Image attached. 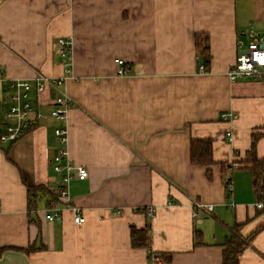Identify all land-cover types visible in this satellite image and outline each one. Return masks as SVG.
I'll use <instances>...</instances> for the list:
<instances>
[{
	"label": "crops",
	"instance_id": "crops-1",
	"mask_svg": "<svg viewBox=\"0 0 264 264\" xmlns=\"http://www.w3.org/2000/svg\"><path fill=\"white\" fill-rule=\"evenodd\" d=\"M250 27L264 37V0H0V84L63 76L58 39H71L66 148L88 170L68 183L84 221L60 198L47 220L62 122L44 91L34 104L45 117L0 143V264H221L237 224L242 236L254 232L239 264H264V209L246 168L253 133L264 159V79L227 76ZM192 139L211 141L210 175L190 161ZM232 162L228 191L222 165L227 173ZM27 185L52 195L38 191L29 207ZM195 199L211 211L194 216ZM147 225L151 260L130 244L131 227Z\"/></svg>",
	"mask_w": 264,
	"mask_h": 264
},
{
	"label": "built area",
	"instance_id": "built-area-1",
	"mask_svg": "<svg viewBox=\"0 0 264 264\" xmlns=\"http://www.w3.org/2000/svg\"><path fill=\"white\" fill-rule=\"evenodd\" d=\"M249 40L244 49L239 52L232 66L227 71L230 80L237 78H254L264 79V37L259 36L252 27L248 29ZM58 53L63 57L67 68L65 74L59 78L45 75L41 72L36 73L31 78L9 79L5 85L0 84V143L15 141L26 131L31 129L40 118H44L45 114L36 109L35 104L39 95L44 91L52 92V108L49 114L56 118L61 125H57L53 129L54 143L58 145V149L50 158L51 166L55 174V184L51 191L55 197L65 200L68 209L73 212V222L82 223L84 217L80 207L69 204L68 183L73 179L83 180L88 176V170L81 165L74 164L69 158L66 148L67 143V124L66 113L72 106L73 100L65 90L63 83L70 74L68 65L70 64L71 39L68 37H60L58 39ZM119 68L118 74H124V61L117 60ZM199 71H204V65L199 64ZM2 81V79H1ZM35 103V104H34ZM223 118L230 117V113L223 112ZM231 139L230 133H227ZM237 167L236 162H232L227 167V173L224 177V183L228 191L231 190L232 177L231 171ZM193 215H197L196 209H202L210 212L211 203H205L199 200L193 201ZM255 206L258 209H264V201L257 200ZM62 207L56 204L52 199L48 203L45 218L47 220H55ZM145 212L149 217L153 216L154 209L146 207Z\"/></svg>",
	"mask_w": 264,
	"mask_h": 264
},
{
	"label": "trees",
	"instance_id": "trees-1",
	"mask_svg": "<svg viewBox=\"0 0 264 264\" xmlns=\"http://www.w3.org/2000/svg\"><path fill=\"white\" fill-rule=\"evenodd\" d=\"M202 53L205 59L204 62L207 64L208 52H206V48L202 50ZM258 136V133H253L251 135V145L248 151L250 159L247 162L248 165L246 164V168L249 169V171L253 174L252 186L257 200L264 201V159H258L255 153V145ZM190 161L194 164L205 167L207 174L210 175V166L214 164L211 141L205 139H192L190 142ZM222 169V176L225 177L226 169L224 165H222ZM38 191L52 195L45 189L44 186L39 185L32 187L27 185L29 207H34L33 198L36 197ZM51 199L54 202H58L57 197L53 195ZM148 226L149 225L141 229L132 226L130 229V244L132 247H146L148 250V258L151 260L152 251L150 249V235ZM238 226L239 224L233 227V233L230 234L223 243L224 247L222 250L221 264H239V256L253 236L254 232L247 236H242L239 233ZM33 249V246L16 248V250H23L24 252H29ZM4 250L5 248H0V256ZM167 257H169V255Z\"/></svg>",
	"mask_w": 264,
	"mask_h": 264
}]
</instances>
